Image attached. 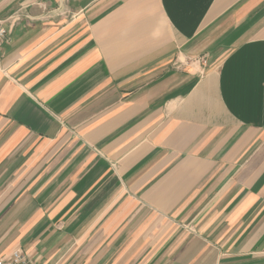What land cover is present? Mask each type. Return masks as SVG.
I'll return each instance as SVG.
<instances>
[{"label": "crops", "instance_id": "1", "mask_svg": "<svg viewBox=\"0 0 264 264\" xmlns=\"http://www.w3.org/2000/svg\"><path fill=\"white\" fill-rule=\"evenodd\" d=\"M0 258L264 264V0H0Z\"/></svg>", "mask_w": 264, "mask_h": 264}, {"label": "built area", "instance_id": "2", "mask_svg": "<svg viewBox=\"0 0 264 264\" xmlns=\"http://www.w3.org/2000/svg\"><path fill=\"white\" fill-rule=\"evenodd\" d=\"M6 31L0 29V43L5 40ZM0 264H33L21 250L13 252L9 258H0Z\"/></svg>", "mask_w": 264, "mask_h": 264}]
</instances>
